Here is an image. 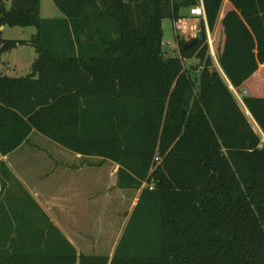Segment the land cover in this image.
Wrapping results in <instances>:
<instances>
[{"label":"trees","instance_id":"16d2710c","mask_svg":"<svg viewBox=\"0 0 264 264\" xmlns=\"http://www.w3.org/2000/svg\"><path fill=\"white\" fill-rule=\"evenodd\" d=\"M10 2L0 26L37 32L0 37V54L29 43L37 56L26 75H0V153L35 130L117 163L120 188L145 185L111 257L78 253L43 212L9 207L8 217L0 190V264H264V145L229 88L248 90L264 134L253 82L264 0H204L209 31L224 35L213 45L229 84L206 54L204 23L190 48L183 39L178 54L162 50V20L195 0H52V18L40 17V0ZM190 57L199 64L185 65Z\"/></svg>","mask_w":264,"mask_h":264},{"label":"crops","instance_id":"0c3cea01","mask_svg":"<svg viewBox=\"0 0 264 264\" xmlns=\"http://www.w3.org/2000/svg\"><path fill=\"white\" fill-rule=\"evenodd\" d=\"M223 1L226 2V0ZM213 33L215 30L209 31L208 54L212 61L216 62L225 82L229 84L218 65L213 45ZM223 40L224 35L222 34L219 48L223 45ZM198 68L197 76L200 74L201 66ZM3 70V67L0 66V75H9ZM255 74L256 77L253 78V82H255L254 91L258 96L264 97V68L262 70L260 68ZM229 88L254 130L260 134L261 146H263L264 134L246 108L243 97L238 98L230 84ZM0 161L5 166L0 170L2 203L8 208L15 207V204L19 203L20 198L16 196L9 198L12 200L11 204L6 201L8 198L6 191L15 183L20 188L17 191L20 190L24 192V195L30 197L32 204L35 203L40 207L41 212L46 214L52 224L76 250L86 254L101 253L88 251L91 250L88 248H91V245L83 242H88L90 238L96 237V225L103 221V215L106 211L111 212L116 209V218L118 219L120 207H124L125 210L128 204L123 213L126 224L137 202L141 188L145 185L143 183L139 188H120L117 185L119 170L117 163L101 156L83 155L71 151L35 130H32L26 140L12 151L7 154L0 153ZM24 200H26L25 204L27 205L28 198ZM27 209L23 207L17 209L18 216L20 212L23 213V216L25 214L33 215L34 212L27 211ZM8 210L7 216L11 217L14 211L12 208ZM89 223L92 224L91 229ZM122 231L117 234V239L113 240L112 251H114Z\"/></svg>","mask_w":264,"mask_h":264},{"label":"rangeland","instance_id":"374dc122","mask_svg":"<svg viewBox=\"0 0 264 264\" xmlns=\"http://www.w3.org/2000/svg\"><path fill=\"white\" fill-rule=\"evenodd\" d=\"M11 5L10 0H0V10L2 7L9 8ZM39 15L41 18H52L58 15V10L54 6L52 0H40V8H39ZM182 13L186 12V9H181ZM162 29H163V36H162V50L165 54L168 55H174L178 53V48L176 44V38L173 33V20L171 17L164 18L162 20ZM220 29V28H219ZM218 27L215 29L214 37L217 40L218 46L220 45V42L222 41V32ZM37 28L35 26H9V25H2V28H0V37L3 39H21V40H29L31 37L36 34ZM198 34L194 35V31H188V33L185 34L184 40L188 41L191 38H195ZM208 55V52H206ZM37 53L35 51V48L33 45H30L29 43L20 44L16 47L4 51L0 54V66L3 67V71H6L9 73V75L12 76H21L26 75L30 71V67L32 65V62L36 58ZM199 59L196 57H190L186 59L185 65L187 66H195L198 65L199 62H197ZM192 63V64H189ZM215 66L217 67L216 62L213 61ZM218 68V67H217ZM199 69V68H198ZM198 69H193L192 73L197 75ZM19 185V183H17ZM16 186V187H14ZM14 183L12 187L8 188L6 191L7 194V202H10L12 196H16L20 198L19 203L15 204L14 209H21L27 207L34 208L32 201L30 200V197H27L24 195V192H21L20 190L17 191V189H20L19 187ZM16 194V195H15ZM20 194V195H18ZM25 198H28L27 202L28 204H25L24 200ZM2 199V197H1ZM38 206V205H37ZM39 207V206H38ZM127 206L125 207V210ZM124 207H120L119 210V218H116V209L111 212L106 211V213L103 215V221L96 225V237L90 238L88 242H83L84 244L91 245V248L88 247L92 252H101L100 254L108 255L109 257L112 256V248H113V240L117 239V234L122 231L124 227ZM28 211V209H27ZM33 213V216L35 215L37 218L42 217L41 209L38 210H31ZM32 214V213H31ZM25 218H28L25 214ZM91 223H89V228L91 229ZM87 234V232H85ZM91 233V231H90ZM89 234V232H88ZM78 252V251H77ZM79 253V252H78Z\"/></svg>","mask_w":264,"mask_h":264},{"label":"built area","instance_id":"2783aa9c","mask_svg":"<svg viewBox=\"0 0 264 264\" xmlns=\"http://www.w3.org/2000/svg\"><path fill=\"white\" fill-rule=\"evenodd\" d=\"M185 9L186 12L182 13L181 11V15L178 18H172L173 33L176 38L178 53H179V41L184 39L185 34L188 33V31L190 32L194 31V35L198 34L201 23H204L207 42L210 45L209 29L206 20V9L204 5V0H195V2L192 5L185 7ZM232 90L238 98H241L248 94L247 89H242L240 91H237L234 88H232ZM155 159L157 160L158 158L155 157ZM150 188L152 187L150 186Z\"/></svg>","mask_w":264,"mask_h":264},{"label":"water","instance_id":"95a60500","mask_svg":"<svg viewBox=\"0 0 264 264\" xmlns=\"http://www.w3.org/2000/svg\"><path fill=\"white\" fill-rule=\"evenodd\" d=\"M197 42L196 38H191L190 40L186 41L183 45V49H188L193 46Z\"/></svg>","mask_w":264,"mask_h":264}]
</instances>
